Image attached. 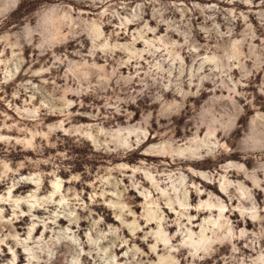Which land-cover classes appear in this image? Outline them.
<instances>
[{
	"label": "clouds",
	"instance_id": "clouds-1",
	"mask_svg": "<svg viewBox=\"0 0 264 264\" xmlns=\"http://www.w3.org/2000/svg\"><path fill=\"white\" fill-rule=\"evenodd\" d=\"M0 264H264V0H0Z\"/></svg>",
	"mask_w": 264,
	"mask_h": 264
}]
</instances>
